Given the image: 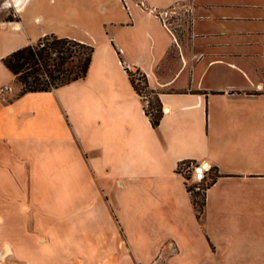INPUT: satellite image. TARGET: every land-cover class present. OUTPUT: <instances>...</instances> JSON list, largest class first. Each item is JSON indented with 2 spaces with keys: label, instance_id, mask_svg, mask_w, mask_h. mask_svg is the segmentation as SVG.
Segmentation results:
<instances>
[{
  "label": "crops",
  "instance_id": "crops-1",
  "mask_svg": "<svg viewBox=\"0 0 264 264\" xmlns=\"http://www.w3.org/2000/svg\"><path fill=\"white\" fill-rule=\"evenodd\" d=\"M75 1L0 0V85L15 78L1 58L45 34L94 47L85 76L0 94V264H264V0ZM175 2L178 36L163 22ZM215 64L245 83L206 80ZM132 68L158 94L157 126ZM57 131L74 159L58 192L21 195L19 161ZM185 160L215 177L199 217Z\"/></svg>",
  "mask_w": 264,
  "mask_h": 264
},
{
  "label": "trees",
  "instance_id": "trees-1",
  "mask_svg": "<svg viewBox=\"0 0 264 264\" xmlns=\"http://www.w3.org/2000/svg\"><path fill=\"white\" fill-rule=\"evenodd\" d=\"M93 45L68 36L45 34L33 43L18 47L4 55L1 60L14 74L20 83L18 94L26 91L50 90L72 80L85 76L93 52ZM142 85L136 81L131 69L128 70L130 81L136 91L141 94L148 88L154 95V103L150 101L145 111L150 116L153 126H157L162 115L161 102L156 91L148 87L146 75L139 68ZM183 162L189 163V160ZM189 174V173H188ZM187 174V176H189ZM203 178L201 188L191 192L192 202L199 217L205 202V189L215 179Z\"/></svg>",
  "mask_w": 264,
  "mask_h": 264
},
{
  "label": "rangeland",
  "instance_id": "rangeland-1",
  "mask_svg": "<svg viewBox=\"0 0 264 264\" xmlns=\"http://www.w3.org/2000/svg\"><path fill=\"white\" fill-rule=\"evenodd\" d=\"M5 1V0H3ZM56 0H51V2H55ZM81 4L86 0H76ZM75 1V2H76ZM124 5L129 3V7L131 9L134 8L133 2L135 0H122ZM137 3L146 7L151 1L154 0H136ZM145 3V4H144ZM182 2H175L172 8L173 10H168L166 15L168 23L172 26L175 34L177 36L181 32L182 29H179L182 24L185 23L186 12L187 10L182 5ZM186 4V3H185ZM216 11H219L216 9ZM122 14V13H121ZM11 14L8 13L7 16ZM69 18H74V16H69ZM109 19V18H108ZM107 22V21H106ZM183 31V30H182ZM260 62L264 65V57L260 58ZM221 66V67H220ZM221 68L224 73L218 74L217 79L221 82H229L233 83L235 86L241 85L245 83V78L241 75L238 69L228 68L225 65H211L208 72L206 73V80L211 75L212 71L218 70ZM135 70V71H134ZM132 72L134 76H140V72L136 71L135 68H132ZM140 83L141 81L138 80ZM142 85V83H140ZM14 85L19 89L20 83L14 78ZM143 93L145 98L150 99L151 102L154 103V95L148 88H143ZM148 107V106H147ZM73 143L79 146L78 141L76 142V137L72 135ZM72 140V139H71ZM75 146V145H74ZM33 150L34 154L31 155L29 153V158H23L19 161L18 172V192L21 195H28L29 193H33L36 191L38 187L41 192L44 191L42 184L51 183L50 186H45V191L50 193L58 192V179H59V163H64L67 161H73L74 159L71 156L72 150L70 145V138L64 137L63 131H57L56 135H50L46 137H39L33 143V146L30 147V151ZM182 167H184L182 165ZM192 173V171H191ZM25 175V176H24ZM191 175V174H188ZM31 178H35L34 180L39 183L38 185H32ZM30 180V181H29ZM207 180V179H206ZM55 182V183H54ZM199 183L200 185L204 184V180L195 181L194 177L191 179L192 185L195 183ZM39 191V190H38Z\"/></svg>",
  "mask_w": 264,
  "mask_h": 264
},
{
  "label": "built area",
  "instance_id": "built-area-1",
  "mask_svg": "<svg viewBox=\"0 0 264 264\" xmlns=\"http://www.w3.org/2000/svg\"><path fill=\"white\" fill-rule=\"evenodd\" d=\"M170 10H173V8H171ZM167 13H168V10H166V13H164L163 22H164V24H166L167 26L172 28V26L167 21V17H166ZM131 71H132V69H131ZM138 80H140L139 77L136 78V81H138ZM140 81H141L140 83H142V80H140ZM15 90H16V88H15L14 84H2V85H0V94H4V93L13 94L15 92ZM141 92L142 93L140 95L144 99L145 95H144L143 91H141ZM148 104H149L148 98L144 99V105L147 107ZM182 165L184 167H182ZM178 169L184 174L186 185H187V188L190 191V193L193 192V190H198L200 188L202 190V187H200L199 183L196 182L195 184L192 185L191 179L193 177H194L195 181L203 179L205 177L207 170L209 169V166L203 167L202 164H192V162L189 161V163L180 162L178 164ZM190 169H191L192 173H191V175L187 176Z\"/></svg>",
  "mask_w": 264,
  "mask_h": 264
},
{
  "label": "water",
  "instance_id": "water-1",
  "mask_svg": "<svg viewBox=\"0 0 264 264\" xmlns=\"http://www.w3.org/2000/svg\"><path fill=\"white\" fill-rule=\"evenodd\" d=\"M206 164H207V162L205 161V162L202 163V166H205Z\"/></svg>",
  "mask_w": 264,
  "mask_h": 264
},
{
  "label": "bare ground",
  "instance_id": "bare-ground-1",
  "mask_svg": "<svg viewBox=\"0 0 264 264\" xmlns=\"http://www.w3.org/2000/svg\"><path fill=\"white\" fill-rule=\"evenodd\" d=\"M206 165H207V164H206ZM206 165H205V166H206ZM205 166H203V167H205ZM206 167H207V166H206Z\"/></svg>",
  "mask_w": 264,
  "mask_h": 264
}]
</instances>
